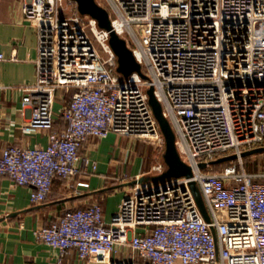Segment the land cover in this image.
<instances>
[{"label":"built area","instance_id":"built-area-1","mask_svg":"<svg viewBox=\"0 0 264 264\" xmlns=\"http://www.w3.org/2000/svg\"><path fill=\"white\" fill-rule=\"evenodd\" d=\"M109 2L111 30L131 36L126 42L148 77L117 71L110 30L81 14L75 0H25L23 12L36 27L38 53L36 79L22 86L23 105L30 108L23 127L48 129L49 142L4 147L0 175L30 186L31 202L39 203L55 177L75 176L82 162L96 167L80 151L88 136L112 131L148 139L164 151L150 85L193 174L136 182L109 221L99 202L68 209L35 229L36 238L56 248L60 258L74 248L79 257L106 264H264V172L247 171L241 156L243 146L264 145V0ZM58 88L73 90L61 109L66 124L59 130L54 127ZM232 153L234 162L207 169L209 161ZM165 168L158 160L148 172ZM192 179L209 221L190 189ZM121 246L131 253L115 259Z\"/></svg>","mask_w":264,"mask_h":264},{"label":"crops","instance_id":"crops-1","mask_svg":"<svg viewBox=\"0 0 264 264\" xmlns=\"http://www.w3.org/2000/svg\"><path fill=\"white\" fill-rule=\"evenodd\" d=\"M25 0H0V153L9 145L46 146L48 129L27 131L30 108L23 105L22 86L36 79L37 32L25 17ZM72 89L58 88L54 102V127H65L61 109L69 102ZM81 153L91 164L80 163L71 178L55 177L45 201L30 200V186L14 184L0 175V264H106L92 257L81 258L71 248L60 258L56 248L36 238L34 230L58 219L68 209L99 202L103 217L111 220L119 203L129 192V181L149 170L142 164L147 146L140 138L109 132L104 137L88 136ZM146 175V174H145ZM131 250L121 246L115 259L128 257Z\"/></svg>","mask_w":264,"mask_h":264},{"label":"water","instance_id":"water-1","mask_svg":"<svg viewBox=\"0 0 264 264\" xmlns=\"http://www.w3.org/2000/svg\"><path fill=\"white\" fill-rule=\"evenodd\" d=\"M77 2L78 10L81 14H88L94 17L98 25L102 28L110 30L109 44L117 55L118 66L117 71L124 76L129 75L133 71H137L142 77L147 78V74H145L141 70V64L137 61L132 49L128 46L126 39L120 36L116 31L111 30V19L108 10L101 5L97 0H75ZM147 93L149 96V103L152 107L153 113L158 120L160 128L165 138V149L163 151V159L166 164V168L163 172L159 174H150V175H142L138 178H134L128 182V184H134L136 182H141L143 180H161L167 177H177V176H187L191 177L192 167L190 164L185 162L176 147L175 143V131L168 120V118L163 113V108L161 102L155 96L154 88L151 86L147 89ZM264 150V145L253 147L241 152V156H245L247 154H253L256 152H260ZM237 157L236 153L227 154L223 156H219L211 161L209 164H216L227 160H233ZM208 163L200 162L199 165L201 167H206ZM190 189L194 195L196 203L203 215V217L209 221L210 215L206 208L204 199L202 197L200 188L195 180L189 181ZM214 230V229H213Z\"/></svg>","mask_w":264,"mask_h":264},{"label":"rangeland","instance_id":"rangeland-1","mask_svg":"<svg viewBox=\"0 0 264 264\" xmlns=\"http://www.w3.org/2000/svg\"><path fill=\"white\" fill-rule=\"evenodd\" d=\"M101 5H103L109 12L110 16H114V9L112 7V5L110 4L109 0H97ZM137 28H140V25L137 26ZM87 33L89 34V36L92 39V42L94 44V46L97 48V50L102 53L105 54L104 49L102 47V45L99 43V41L93 36V33L91 31V29L89 27H87ZM147 34H148V30L146 31V33L142 36L141 35V39L143 42L147 41ZM123 37L126 39V41L129 43L131 41V36L125 32ZM143 70L145 71L144 66L142 67ZM150 86H148V88H150ZM143 140V142L145 143V145L147 146V154L146 157H144L142 159V164L145 166V164H147L146 169H150V167L156 163V161L158 160H162L163 159V151L162 149L153 141H150L148 139H141ZM249 148H245V146L242 147V150H247ZM250 154H247L245 156L247 157H242V161H243V165L246 168L247 171L250 172H264V152L261 153H253V155L248 156ZM230 162L232 160H229ZM235 160H233L234 162ZM224 162V161H223ZM226 165V163H216V164H210V166L207 167V169L210 170H221L224 166ZM151 172H146V175H150ZM144 174V175H145ZM137 178V177H136ZM135 184V183H134ZM134 184H129L130 188L134 185Z\"/></svg>","mask_w":264,"mask_h":264},{"label":"trees","instance_id":"trees-1","mask_svg":"<svg viewBox=\"0 0 264 264\" xmlns=\"http://www.w3.org/2000/svg\"><path fill=\"white\" fill-rule=\"evenodd\" d=\"M261 152H264V150L263 151H260V152H256V153H261ZM251 155H253V154H250V155H248V156H251ZM244 157H247V156H244ZM230 161L229 160H227V161H224V162H221V163H226V164H228ZM220 164V163H219Z\"/></svg>","mask_w":264,"mask_h":264}]
</instances>
